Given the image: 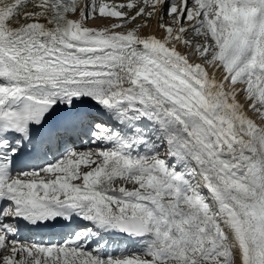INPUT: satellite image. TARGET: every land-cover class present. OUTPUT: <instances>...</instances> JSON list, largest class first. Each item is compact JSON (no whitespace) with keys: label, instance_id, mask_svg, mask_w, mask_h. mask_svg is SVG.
I'll list each match as a JSON object with an SVG mask.
<instances>
[{"label":"snow or ice","instance_id":"obj_1","mask_svg":"<svg viewBox=\"0 0 264 264\" xmlns=\"http://www.w3.org/2000/svg\"><path fill=\"white\" fill-rule=\"evenodd\" d=\"M0 264H264V0H0Z\"/></svg>","mask_w":264,"mask_h":264},{"label":"rangeland","instance_id":"obj_2","mask_svg":"<svg viewBox=\"0 0 264 264\" xmlns=\"http://www.w3.org/2000/svg\"><path fill=\"white\" fill-rule=\"evenodd\" d=\"M95 22H99V23H106V21H100V20H97Z\"/></svg>","mask_w":264,"mask_h":264},{"label":"bare ground","instance_id":"obj_3","mask_svg":"<svg viewBox=\"0 0 264 264\" xmlns=\"http://www.w3.org/2000/svg\"><path fill=\"white\" fill-rule=\"evenodd\" d=\"M91 23V22H90ZM96 25H101V24H103V23H99V22H94Z\"/></svg>","mask_w":264,"mask_h":264}]
</instances>
